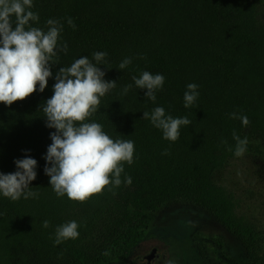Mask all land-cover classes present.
<instances>
[{
  "label": "trees",
  "instance_id": "trees-1",
  "mask_svg": "<svg viewBox=\"0 0 264 264\" xmlns=\"http://www.w3.org/2000/svg\"><path fill=\"white\" fill-rule=\"evenodd\" d=\"M263 6L264 0H33L31 10L39 14L33 27L46 31L48 19L63 24L61 42L68 52L59 53L53 77L81 56L91 60L94 52L108 54L99 67L117 86L101 98L90 122L101 124L113 140L133 141L134 162L124 163L122 183L112 191L105 188L84 203L57 198L43 159L55 130L45 127L40 107L52 95L54 78L43 93L0 104V173L16 171L14 161L27 154L37 161L29 187L38 193L17 201L0 196V264H121L137 254L149 215L173 201L212 214L245 247L246 264H264L255 230L235 214L233 195L214 181L234 156L227 150L235 147L233 130L248 138L247 149L256 140L264 148V26L258 18ZM125 57L132 63L118 70ZM143 71L165 78L155 103L145 97L146 89L133 86L122 94L132 76ZM190 83L198 85L199 96L184 108ZM155 107L191 121L181 126L177 141L164 140L142 118ZM233 112L247 115L249 125L230 119ZM125 176L131 177L130 185L123 183ZM44 220L48 228L42 227ZM69 221L78 223V238L54 245L56 227ZM165 244L167 260L191 262L187 240L169 236Z\"/></svg>",
  "mask_w": 264,
  "mask_h": 264
},
{
  "label": "clouds",
  "instance_id": "clouds-1",
  "mask_svg": "<svg viewBox=\"0 0 264 264\" xmlns=\"http://www.w3.org/2000/svg\"><path fill=\"white\" fill-rule=\"evenodd\" d=\"M33 0H0V104L10 106L23 101L34 92L43 93L49 78H54L52 95L41 107L45 127L51 132V144L47 147L44 174L49 177V185L57 198L66 196L70 202L84 203L105 188L112 191L121 183L124 163L133 164L134 142L113 140L103 131L101 124L90 122L101 104V98L116 88V81H106L105 71L100 65L107 63L106 52H94L92 59L81 56L70 66H61L53 77L54 65H59V53L67 54L68 45L61 42L63 24L58 19H48L45 28L33 27L39 21V14L32 11ZM69 27L75 29L71 17ZM141 59L145 57L141 56ZM132 57H125L118 70L126 69ZM106 68V67H105ZM110 69V68H106ZM164 76L143 71L139 77L132 76V84L122 89L126 95L135 86L146 89L145 97L155 103L156 93L164 85ZM198 85L190 83L183 95L184 108H191L198 99ZM143 119L162 132V138L175 142L180 136L181 126H188L187 117L173 118L163 107H155L151 112L144 111ZM229 118L241 121L243 127L250 123L247 115L230 113ZM235 141L234 156L242 157L247 151L248 138H241L233 130ZM227 145V141H221ZM168 154V150L162 153ZM16 171L0 173V196L11 201L36 198L38 193L31 191L29 184L36 179L37 161L27 154L14 161ZM123 183L130 185L131 177L125 176ZM113 194H115L113 192ZM50 222L44 220L42 227ZM78 223L69 221L55 229L54 245H60L79 236ZM107 255V253H105ZM164 264H175L174 260Z\"/></svg>",
  "mask_w": 264,
  "mask_h": 264
},
{
  "label": "rangeland",
  "instance_id": "rangeland-1",
  "mask_svg": "<svg viewBox=\"0 0 264 264\" xmlns=\"http://www.w3.org/2000/svg\"><path fill=\"white\" fill-rule=\"evenodd\" d=\"M258 18L264 26V6ZM214 181L233 195L235 214L253 227L264 252V148L261 143L252 141L242 157L229 158L216 171ZM206 213L188 202L166 203L149 215L142 241L134 252L145 253L152 246L165 250V242L169 241V236H174L179 240L189 239V264H228L223 262V256L230 262L246 264L245 247L221 222L209 220Z\"/></svg>",
  "mask_w": 264,
  "mask_h": 264
},
{
  "label": "water",
  "instance_id": "water-1",
  "mask_svg": "<svg viewBox=\"0 0 264 264\" xmlns=\"http://www.w3.org/2000/svg\"><path fill=\"white\" fill-rule=\"evenodd\" d=\"M167 261V252L152 246L145 253H137L121 264H164Z\"/></svg>",
  "mask_w": 264,
  "mask_h": 264
},
{
  "label": "flooded vegetation",
  "instance_id": "flooded-vegetation-1",
  "mask_svg": "<svg viewBox=\"0 0 264 264\" xmlns=\"http://www.w3.org/2000/svg\"><path fill=\"white\" fill-rule=\"evenodd\" d=\"M206 211V210H205ZM207 212V211H206ZM206 217L209 219V220H212V221H216L217 219L212 215L210 214L209 212L206 213ZM217 223H220L218 220L216 221ZM222 226H224L223 224H221ZM230 235H232V233L228 230V229H225ZM174 238V236H173ZM184 239H187V238H184ZM189 240V239H187ZM186 241V240H184ZM188 245L190 246V242L188 241ZM230 256H232V254H230ZM230 259L228 257H224L223 256V262L224 263H228V264H232V262L229 261Z\"/></svg>",
  "mask_w": 264,
  "mask_h": 264
}]
</instances>
